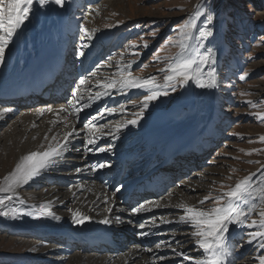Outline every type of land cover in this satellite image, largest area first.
Returning <instances> with one entry per match:
<instances>
[{"label": "bare ground", "instance_id": "bare-ground-1", "mask_svg": "<svg viewBox=\"0 0 264 264\" xmlns=\"http://www.w3.org/2000/svg\"><path fill=\"white\" fill-rule=\"evenodd\" d=\"M86 5L87 0H68L64 7H60L56 4H49L44 8H39L38 5H34L36 9L35 13L30 14V19L23 25L19 37L15 39L14 43L9 45V49L6 50V62L3 67H0V84L4 81V74L7 71H20L27 68L43 47L54 45L63 49L69 39H75V34L77 33L79 35L81 34L77 49L74 47V51H77L78 56L73 57V52H71L73 51V45L70 41V58L72 56L75 61L81 64L86 63V66L90 67L91 70L89 75L85 72L82 76L75 77L71 72L72 61L66 59L65 61L67 63L64 64V68L58 76L57 81L53 85H50L44 93L47 99L37 97L36 101L41 103L34 106L25 105L26 103L22 106L19 104L0 106V150H3L1 152H8L9 155H7V157L5 155V157L8 161V165L10 164V167L3 171L5 173L4 176L13 171L20 160L29 153L46 151L49 145L56 144L57 142L62 143L65 133L71 131L73 127L79 131L80 127L78 122L80 117L88 109L93 108L95 105H99V103L107 98L106 96L95 103H90L87 99L89 90L92 93L97 90L96 84L90 89L87 87V84L90 86L89 81L92 79L95 80L101 72L102 75H106L103 74V71L107 70L109 65L108 61H103L104 56L107 55V50L106 52L98 54L93 59H91L90 53H96L101 46L104 47L106 44H110L113 38L117 37L119 33L107 31V33L104 32L93 35L96 38H92L93 41L91 42H95L96 45L94 44L95 46L93 45L94 47H92V49L80 55L79 53L82 49V45H85L86 43L84 44V42L89 40L85 39L82 28H86V25H89L86 23V19L88 18L89 21L93 20L92 13L98 10L95 6L88 8ZM80 20L83 22L82 25L81 23L79 24ZM96 21L97 17L94 19V22ZM203 27V24L199 26L198 33L201 34L203 32ZM195 38V40H192L189 50L192 55L202 59L207 52L212 53L214 44L210 39L197 34ZM85 48L88 47H83V49ZM13 51L15 54L9 56V53ZM214 57L215 55H212L209 59L211 67H215V63L217 64V62L214 61ZM92 72L95 73V75H92ZM81 77L89 78L87 79L88 83L84 86L79 85ZM69 79L71 82L72 80L75 82L78 81L75 84V89L79 87L81 89V94L87 99L88 103L91 104L78 113L75 109L79 108L81 106L80 104L69 101L71 103L68 102L67 104L66 102L64 106L62 102H56L58 99H63L68 92L66 84L69 83ZM104 79L105 78H103V80ZM180 97V103L187 107V109H183V114L178 113V117H174L173 111L176 110L171 112L158 111L148 117L144 116L143 118H147L141 119L137 127L129 125L122 129L117 134L116 138H113L111 135H104L103 138L98 140L97 147H108L112 145L111 151L105 153L88 151L87 154L83 153L81 156H74L76 160L66 165L65 162H70V159H72L71 157H73L71 156V147L79 139L80 131L78 135L70 137L69 150L64 153L63 157L60 158L53 167L42 172L41 175L33 178L27 185L16 190L19 196L21 194L20 191L24 190V187L29 189L34 184L33 182L42 181L43 183H41L43 185H41L42 187L40 188L46 187L45 191H43L47 192L50 190V193L44 194L42 198L35 203H26L24 201L21 203L22 198L19 196V200L12 201L10 205L11 209L19 210V212L14 214L10 211V216L4 217L0 215V225L3 224L2 227L8 230V232L14 234L20 233L22 235L27 233V235L37 238L36 240L40 242L46 241L47 243L49 241H55L60 243V248H50L51 251L57 253L56 260L58 263L161 264V262L164 261L165 264H175L173 258L182 257L178 255V253H184L188 244H177L174 242L179 239L178 236L185 235L173 233L175 228L180 225V223H177V221H179L178 219L171 220L174 221L173 223L162 224L160 222V218L166 217V213H171L175 210V208L171 209V207L175 205L171 203L165 205L161 202L162 200L158 202L153 201L152 204H146V201L140 204H146V206L151 207L152 210L134 214L132 208L137 203H134L132 198H130V200L126 199L128 193L126 189L129 187L130 181L136 178V170H143L154 156L156 160L152 165L157 166L159 158L163 160L166 158L167 154L172 155L175 142H177L176 140H180L188 135L189 137L187 140L191 137H196L199 144L195 149L199 150H202L204 145H213L211 140L213 137L210 136L209 130L213 129L219 117L217 112L219 99L215 88H201L195 83L190 82L184 87ZM84 101H81V104H83ZM61 109H69V111H61ZM160 110H163V108ZM154 111L156 110H152L151 112ZM115 114L103 112V116H99V121L104 122L107 119L114 118ZM99 126H101V131L104 133L113 130V128H103L102 125ZM97 135L99 136V133ZM135 135H140L139 140L135 142L136 144L125 145L126 151H122L123 146L120 145L121 142L130 140V137H134ZM53 137H55V140ZM126 153H132V161L130 163L134 164L133 167L135 168L132 169V167H130L125 176L120 180L122 174L119 161ZM186 160L192 161L193 163V155L186 158ZM103 162L110 163L111 167L97 169L96 165ZM182 164H187V162L177 165L172 164L171 170H166L164 172L165 176L172 181L173 176H171V173H174V175L180 173V170L176 171V168ZM76 169H81V171L77 172ZM57 171L60 172L62 176H58ZM4 176H2V180ZM38 178L42 179L37 180ZM110 180H112L111 183H109ZM73 182H75V184H71ZM60 185H70V187L67 188L68 192L65 194L56 193ZM184 185L186 184L183 183V186ZM175 190H177L176 186L174 191ZM177 194H179L178 190L175 192V195ZM47 202H50L51 211L54 213L55 218L47 215L40 216L38 207L40 204ZM155 204L161 206L154 207ZM64 208H67L68 212L60 214V210ZM107 208H112V212L108 213L106 211ZM72 210H79L84 215L91 217V220L86 221L82 225L74 223ZM152 211H157L158 217H143L146 213ZM27 213L32 214L28 215ZM116 217L120 219L117 220ZM106 218L110 220V223H102ZM163 219L169 220L166 218ZM153 220L156 221L158 227L146 226L145 229H140L138 226L140 223L148 225ZM142 231H146L149 234L146 236L141 235ZM241 231V227L235 230V232L230 231L231 236L227 264H235L234 261L237 255L231 252V247L233 245L232 241H236ZM162 234L166 238L160 241L159 238ZM133 235L141 242L144 241V243H138L137 239L132 238ZM175 235H178L176 236V240ZM117 236H124V239L131 238L129 240V242H131V247L125 254H122L114 246V239ZM71 239L77 242L72 244L70 243ZM89 240H91L92 243H90ZM106 240H108L107 243H105ZM156 242H164L165 246L158 249L156 248ZM65 245L68 248H66ZM166 245H170V247ZM195 245H197V243H195ZM73 246L84 249V251H99L101 254L99 256L89 255L90 252L81 254V249H77L76 253L71 254L69 250L72 249ZM63 247H65L66 250ZM166 249L169 250L168 257L164 254ZM173 249H175V251H173ZM189 251L191 252L187 253V255L191 257L198 259L206 257L203 250L198 247H193ZM161 257H164V259H161ZM54 263L55 262H51V264ZM179 263L193 264L192 261L184 259L179 261Z\"/></svg>", "mask_w": 264, "mask_h": 264}, {"label": "rangeland", "instance_id": "rangeland-1", "mask_svg": "<svg viewBox=\"0 0 264 264\" xmlns=\"http://www.w3.org/2000/svg\"><path fill=\"white\" fill-rule=\"evenodd\" d=\"M201 4L205 7L202 9L203 15L195 21L196 29L193 36L197 34L207 37L214 44L211 56L215 55L214 61L217 62L214 67L216 70L214 77L217 78L214 88L216 94H218L217 112L220 117L215 124V135L218 136L219 143L205 157L201 168L192 174L191 172L185 173L184 176L188 177H185L182 180L183 182L176 186L179 194L175 195L177 190L174 191L175 187H173L163 195L164 199H160L162 196L156 199L157 202L162 200L161 202L165 205L170 203L175 205L171 207L175 210L171 212L170 219L167 218V214L170 213H166V217H163L169 220H179V217L184 214L176 207L179 204H188L206 209L215 207L216 197L221 195L222 192L230 191L237 183L252 174H255L252 184L257 186L253 197L264 195L260 192V189L264 188V140H262L264 138V120L258 118V114H264V0H87L86 5L88 8L92 6L98 8L95 13H92L93 20L86 19V23L89 24L86 25V28L93 39L96 38L93 35L107 33V31L119 33L117 37L113 38L114 40L109 48H106V46L99 48V51L107 49V55L104 57L106 58L105 62L108 61L109 63L108 71H103V74L107 76L102 75V72L99 73L95 80L89 81L90 86L87 84L90 89L96 84L97 80L104 81L115 78L120 68L129 65L131 66L129 70L134 77L141 79L155 77L156 83L163 85L166 73L162 72L161 69L167 68L172 59L180 53V30L184 29V26L190 22V18L196 11V6ZM96 17L97 21L94 22ZM209 20L211 23H208ZM81 21H79V24L82 25L83 22ZM201 24L204 27L203 32L200 34L198 32ZM195 36L194 40L196 39ZM92 38L84 42L88 45V48L83 49V53L96 45L95 42H91L93 41ZM80 39L81 34L78 33L75 34V39H71L72 45L74 42L76 43L73 49L74 47L77 49ZM144 43H147L148 46L143 47ZM132 45H139V47L134 48ZM99 51L95 53V56L98 55ZM211 64L213 65L212 61ZM103 78L105 79L103 80ZM77 82L72 80L70 85L74 87L69 91V95L72 96ZM184 87L177 85L175 91L171 88L167 89L169 94L152 102L149 108L144 111L143 117H148L158 111L171 112L176 110L173 111L174 117H178V113L183 114L184 110L187 109L180 103V96ZM147 94L148 92L143 89L123 90L113 100H107L105 105L111 106V108H122L124 111H117L116 118L114 117L107 122L99 121L100 115L98 114L101 112L99 111L95 114L97 116H91V121L95 124L99 121L97 124L108 125L107 128L112 129V126L116 123L134 118L133 114L141 111L139 104ZM69 95L65 99H59L56 102H62V104L72 102ZM84 100L83 104L91 105L86 98ZM46 106L44 107L47 108ZM164 107L167 109L160 110ZM152 110L156 111L151 112ZM92 118L95 119L92 120ZM87 119H90V117L82 116L80 122L82 127L85 125L87 127L89 121ZM219 128L221 131H218ZM139 137L140 135H135L134 137L131 136L130 140L122 141L120 144L123 146L122 151H126L125 145L136 144L135 142L139 140ZM86 138L87 133L78 145L71 148V155H82L81 153L84 151L82 148L86 146L84 143ZM1 151L3 150H0V181L2 176L5 175L3 171L10 167L6 159L9 155L8 152ZM248 153L252 154L249 155ZM69 163H66V165ZM189 166L186 165L177 175L171 173V176L178 177L182 175L183 170L189 168ZM57 175L62 176V174ZM40 179L42 178L37 180ZM41 182H33L34 184L29 189L24 187L19 195L22 201L35 203L44 194L50 193V190L44 192L46 187L40 188L43 185V182ZM111 182L112 180L109 183ZM64 183L68 184L67 182ZM183 183L186 185L183 186ZM71 184H75V182ZM69 187L70 185H60L56 193L65 194L68 192L67 188ZM205 196H210L212 199L201 205L199 202ZM249 204L255 211L248 217V222L250 223L251 220L259 222L258 212L261 208H264V200L257 201L250 198ZM137 206L134 205L133 208ZM65 212H68L67 208L60 210V214ZM177 223L180 222L177 221ZM2 226L3 224L0 225V264H51V262L65 264L58 263L56 260L57 253L50 249L51 247L60 248V243L55 241L40 242L36 240L37 238L27 235V233L25 235L14 234L8 232ZM240 227L230 228V231L235 232ZM241 229L242 231L236 241L231 239L233 242L231 252L237 255L234 263L260 264L259 257L264 256V248L260 246L261 241L256 239L248 243L249 238L247 235V233L257 229L247 227H241ZM193 230L191 225L180 223L173 233H181L192 240L188 242L184 239L185 236L175 235V240L176 236L179 239L174 243L180 244L182 241L185 244L197 243V239L191 235ZM164 239H161V241ZM65 247L63 248L66 250L68 247ZM197 247L198 244L195 248ZM77 249L81 248L73 247L69 252L71 254L76 253ZM83 251L84 249H81V254L90 252ZM189 252L191 251H185L184 253ZM89 255L99 256V253L90 252Z\"/></svg>", "mask_w": 264, "mask_h": 264}, {"label": "snow or ice", "instance_id": "snow-or-ice-1", "mask_svg": "<svg viewBox=\"0 0 264 264\" xmlns=\"http://www.w3.org/2000/svg\"><path fill=\"white\" fill-rule=\"evenodd\" d=\"M68 0H0V67H3L6 62V50L9 49V45L13 44L15 39L19 37V33L22 30L23 25L30 19V14L35 13L34 5H38L39 8H44L49 4H56L60 7H64ZM205 5H197L194 15L190 18V22L184 26V29L180 30V53L172 59V62L168 64V67L161 69L165 72V83L163 85L156 83L155 77H149L141 79L134 77L129 70L131 67L126 66L118 70L116 77L106 79L104 81L97 80L96 88L98 89L94 93L89 90L87 99L90 103H95L102 98L111 95L113 91H123L125 89H143L148 92L140 102L139 107L141 111L134 113L132 119L126 120L122 123H116L113 125V130L107 133L101 131V126H98L92 121H89L87 125V138L84 143L89 152L105 153L111 151L112 145L108 147H97L98 140L103 138L104 135H111L116 138L117 134L129 125L137 126L140 120L143 118L144 111L149 108L152 102L157 101L161 96H167L169 93L167 89L171 88L175 91L176 86H186L190 82L195 83L198 87L209 88L215 86V68L209 64L211 56L210 52H207L202 59L192 55L189 51L191 48V41L194 39L193 32L196 29V19L203 15L202 9ZM208 23H211L209 20ZM85 39H91L89 30L82 28ZM88 45H82L87 47ZM147 43L143 44V47H147ZM132 47H139V45H132ZM81 49L80 55H83ZM159 59V57H157ZM95 75V73H92ZM88 83L87 78L81 77L79 85L84 86ZM85 97L81 94V89L78 87L72 92V101L75 104H80L79 108L75 111L78 113L83 111L87 104H81ZM61 111H69V109H61ZM117 111H124V109L106 108L103 109L100 115L103 116V112L109 114H115ZM258 118L264 120V114H258ZM95 118H92L94 120ZM107 128L108 125L102 126ZM79 131H84L80 129ZM79 131L72 128L71 131L65 133L63 142H57L56 144L49 145L46 151L31 152L24 156L20 162L16 165L15 169L9 172L0 181V215L8 216L10 211L14 214L19 210L11 209V202L19 200L17 189L27 185L33 178L42 174V172L53 167L57 161L63 157L64 153L69 150L70 137L78 135ZM99 133V136L97 135ZM55 140V137H53ZM264 140V138H262ZM256 151V150H254ZM251 155L252 153H248ZM105 167H111L110 163L103 162L96 165L97 169ZM77 172L81 169H76ZM255 174H252L245 179L241 180L235 185L233 189L227 192H222L221 195L215 198L216 206L213 208H203L191 206L188 204H179L176 207L180 209L184 214L179 217L180 223H186L192 226L194 229L192 235L197 239V244L200 249L206 254L203 259L191 257L185 253H178L184 260L192 261L193 264H227V256L230 243V228L237 226L255 228L256 231L247 233L248 243L253 240L259 239L261 241L260 246L264 248V208L258 212L260 217L259 222L251 220L248 222V217L253 214L255 209L249 204L250 198L257 201L264 200V195L253 197V193L256 192L257 186L252 184V179ZM122 187V186H121ZM261 193H264V188L260 189ZM212 199L210 196H205L199 203L203 205L206 201ZM23 203V201H21ZM153 202H146V204H152ZM146 204H140L132 209L134 214H140L142 212L151 211V207H147ZM243 205V207H241ZM161 205L155 204L154 207H160ZM7 209V210H6ZM108 213L112 212V208H107ZM40 216H53L51 211L50 202L40 204L38 207ZM23 214V213H20ZM31 215L32 213H27ZM73 221L78 225L84 224L86 221H90L91 217L84 215L79 210H72ZM55 218V217H54ZM119 220V217H116ZM160 222L173 223L171 220H164L160 218ZM102 223H110L109 219H105ZM140 229L145 227H158L156 221H151L150 224L140 223ZM146 231H142L141 235H148ZM165 246V243H157L156 248ZM170 247V245H166ZM175 251V249H173ZM164 259V257H161ZM260 264H264V256L259 257Z\"/></svg>", "mask_w": 264, "mask_h": 264}]
</instances>
